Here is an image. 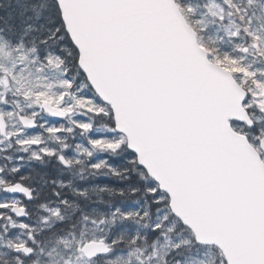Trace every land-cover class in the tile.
Returning <instances> with one entry per match:
<instances>
[{"label":"snow or ice","instance_id":"obj_1","mask_svg":"<svg viewBox=\"0 0 264 264\" xmlns=\"http://www.w3.org/2000/svg\"><path fill=\"white\" fill-rule=\"evenodd\" d=\"M32 11L0 29V264H264V32L236 0Z\"/></svg>","mask_w":264,"mask_h":264},{"label":"rangeland","instance_id":"obj_2","mask_svg":"<svg viewBox=\"0 0 264 264\" xmlns=\"http://www.w3.org/2000/svg\"><path fill=\"white\" fill-rule=\"evenodd\" d=\"M49 0H0V29H4L5 36L11 35L8 32L9 27L11 26L13 31L17 33V35L21 32L23 27L26 23H34V21H28L29 16H34L35 13L32 11V9L35 7L36 10H40L43 6H46L48 4ZM262 17L257 16V22L258 20L261 22L262 26L264 27V22L262 21ZM233 20L235 23L240 24L241 21L233 16ZM232 29L235 31V28H232V22H230L228 19H225L223 23H212L211 18L208 20V30L205 32L202 36L203 42L209 46L212 47H225L229 44L228 39V30ZM16 37L12 36V39L14 40ZM0 47H3L4 50L0 51V66L11 68L12 65V58L8 56L6 53L8 51V46L5 44V41H0ZM251 60L252 57H249ZM224 64L226 66H230L232 69H228L224 67L227 71H233L236 68V65L233 64L231 61H224ZM34 83V81H33ZM12 121H9V124H11ZM10 154L14 155V150L10 152ZM75 172H78V169L73 170ZM35 180L39 181V177L36 176ZM37 181V182H38ZM101 198L100 194H93L91 195L90 199L98 200ZM103 199L105 201H108L110 197L107 195H103ZM79 203V201H78ZM79 215V213H77ZM71 225V221H68L65 225V230H69ZM77 232V238H79V231H80V225L77 224V228L75 229ZM67 239H71V237H67ZM53 245H49L48 248ZM63 248L62 246L57 249V252H62ZM193 256L196 254L193 253ZM216 253L209 252L207 255V264H214ZM57 259H60L59 256H57ZM14 264V262H12ZM40 264H44V261L41 260ZM62 264V261H61ZM73 264H77L75 259H73Z\"/></svg>","mask_w":264,"mask_h":264},{"label":"trees","instance_id":"obj_3","mask_svg":"<svg viewBox=\"0 0 264 264\" xmlns=\"http://www.w3.org/2000/svg\"><path fill=\"white\" fill-rule=\"evenodd\" d=\"M236 3L241 9H243L244 12L247 13L246 20L250 22L248 26L264 32V27L261 22L259 20L257 22V16L262 17V21L264 22V0H236ZM233 16L239 19V14L234 13ZM224 67L232 69L230 66H226L225 64Z\"/></svg>","mask_w":264,"mask_h":264},{"label":"water","instance_id":"obj_4","mask_svg":"<svg viewBox=\"0 0 264 264\" xmlns=\"http://www.w3.org/2000/svg\"><path fill=\"white\" fill-rule=\"evenodd\" d=\"M225 70V69H224ZM225 71H227V70H225Z\"/></svg>","mask_w":264,"mask_h":264},{"label":"bare ground","instance_id":"obj_5","mask_svg":"<svg viewBox=\"0 0 264 264\" xmlns=\"http://www.w3.org/2000/svg\"><path fill=\"white\" fill-rule=\"evenodd\" d=\"M94 200V199H93Z\"/></svg>","mask_w":264,"mask_h":264}]
</instances>
